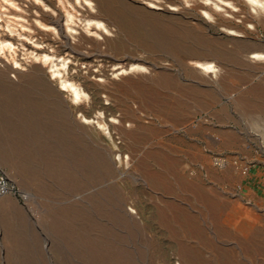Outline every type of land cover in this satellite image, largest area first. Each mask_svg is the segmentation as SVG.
I'll return each mask as SVG.
<instances>
[{
  "label": "rangeland",
  "instance_id": "obj_1",
  "mask_svg": "<svg viewBox=\"0 0 264 264\" xmlns=\"http://www.w3.org/2000/svg\"><path fill=\"white\" fill-rule=\"evenodd\" d=\"M200 4L235 23L264 15L253 0H0V264H236L245 243L264 252V147L244 134L264 128V68L252 70L264 60L238 57L264 44V26H206ZM114 11L117 25L89 16ZM181 29L191 37L179 47ZM195 42L234 49V66L202 71L187 57ZM154 55L160 70L126 59ZM34 70L49 88L78 83L82 108L39 105L36 86L21 90ZM114 117L124 123L109 136L96 119ZM105 139L127 165L94 156Z\"/></svg>",
  "mask_w": 264,
  "mask_h": 264
},
{
  "label": "bare ground",
  "instance_id": "obj_2",
  "mask_svg": "<svg viewBox=\"0 0 264 264\" xmlns=\"http://www.w3.org/2000/svg\"><path fill=\"white\" fill-rule=\"evenodd\" d=\"M236 1L239 2L240 0H236ZM253 1L260 3L261 9H264V2H262V0H253ZM200 5H201V7L205 8L206 11L208 10L210 12L209 14L214 18L213 23L207 22L204 19V23L206 22V26L215 27V28H217L219 26H223L225 29H229L233 32H244L247 28L244 27L245 30L241 31V30H239V27L244 26V24L246 22L251 23L254 26V28H256L259 25L264 26V15H260L258 17H255L253 14L247 12V14L241 18V22L235 23V22H232L231 19H226V18L222 19V17L217 12H215L211 8L207 7L206 5H203V4H200ZM240 12H242V10ZM240 12L231 11V14L235 17V16H238V14ZM89 16L91 18H97L98 17V18L106 19L108 24H113V25H117L116 23L118 21L119 22L121 21L120 20L121 16L119 15L118 12L116 13L115 11L113 13L110 12L109 15H107V16H103V15H100L98 13H89ZM47 19H48L47 22H49V23L50 22L55 23V21H56V19L52 18V17L47 18ZM119 30H120V28H119ZM185 30L186 29H181L179 32L176 33L177 38L175 39V41L179 44L178 45L179 47L182 45V43H184V41L188 40L191 37V33H189L188 31L186 32ZM223 34H226V33H223ZM226 36L230 37V39L233 42L238 41V39H237V37H235V35H229V34L227 35L226 34ZM142 40L147 42V43L155 42L157 45L158 44L163 45V43H161V41L156 40V39H155L156 41H154V40L147 41V39H142ZM60 44H62V46H64L65 48L69 47L68 49L74 48V45L70 44L68 41H65L64 43L62 42ZM242 49H243L242 50L243 55H241V53H240V56H238V57L244 56V58H245L244 60L246 63L251 61V59L249 57H247L248 53H252L251 54L252 56H250V57H252V59L264 60V44H256L253 42L251 46H248V47L245 46ZM186 52H187V57H191L193 59L195 58L196 63L199 64L202 71H204L206 73H209L211 71V72H213L214 75H216L217 78H219L218 73L221 75L220 71L222 69H225L227 65L234 66V64H235V50L234 49H228V48L224 47L223 45L220 46V45H217V44H214L211 42H195L193 44V46L189 48V51H186ZM158 57H159L158 55L157 56L154 55L153 57H150V59L140 58V57H134V58H130V59L126 58V59H127V61H130V60L132 61V63H130V69L131 70L148 69L149 71H155L156 69L160 70L161 68L164 67V66L159 67L161 65L159 64L160 59H158ZM161 60H162V58H161ZM258 62H261V61H258ZM62 64L65 65L66 62L63 61ZM253 66H254V69H252L253 72L256 70L260 71V68H264V65L259 64V63H255V64H253ZM126 70H127V68H124V71H126ZM2 71L5 74V73H7L8 69L2 70ZM32 73H33V76H31V78L29 80L27 79V81L23 82L24 83L23 87L21 88V85H20V88H21V90H24V92H27L29 94H32L31 91L34 90L33 88H38L39 89L38 91L40 92V94H42V95L38 96L40 98L38 101L39 105H46L47 104L46 106L51 107V109H56V111L58 110L62 113H66V114L68 113L67 110L68 111L74 110L77 112V110L82 108V106L80 105L81 104L80 102L87 95V93L85 92L84 88H82L81 86L78 85V83L76 84V82L69 81L68 79H63L60 81V85H61L60 89L55 87V86H52V88H49L48 86H46L44 84V81L48 80V77H47V75L45 76V73L42 72L43 78H39L36 75V73H37L36 70H34ZM29 76H30V74H29ZM122 79H125V78L123 77ZM214 81H218V80L216 79ZM101 85H103V84H101ZM33 86H36V87H33ZM51 89L53 91H55L56 94H58L60 96H62L63 90L67 89V91L70 94V98L74 103V104H71V103L70 104L73 106L67 105V104H65V102L63 104L62 102L57 100L56 96L53 94V91ZM177 93H180V92L177 91ZM224 94H226V93L225 92L222 93V95H224ZM182 96H185V95H182ZM47 99H49V100H47ZM47 102H49V103H47ZM241 106H243L242 108H244V107H247V104L243 103ZM249 106L252 107L254 105L251 104ZM102 107L106 108V109L109 108L107 106H102ZM83 118L85 119L86 116H84ZM114 119L117 120L116 122H118V124H115L114 122H110V123L104 122L103 123V122L99 121L98 119H96V122L98 125H100L102 127V131H105L109 136H112L111 130L117 129L119 126H121V124L124 123L122 117H114ZM255 131H257V129L251 128L249 130L244 131V134L251 136L252 138L256 139L258 141L259 145L261 147H264V128H262V130L259 131L260 134L256 133ZM216 138H217V142H219V137H216ZM213 141L215 142L216 140H213ZM250 142H252V141H250ZM110 143L112 146H115L117 148V151L112 150L111 145L110 144L108 145V142L106 140L105 144H102V145L97 144V146L101 149V153L95 152L94 156H97V154H101L102 156H104L102 158H105V161L109 162L108 164H110L111 166H115L116 162H115V159L113 158V156L115 154H117L118 160L123 165L124 164L127 165L128 164L127 158L128 157L130 158L131 155L124 153L125 151L123 150L122 145L115 144V142L113 140ZM99 145H101L102 147ZM166 153H167V156H171V155H174L176 152L170 150L169 152H166ZM175 155H178V154L176 153ZM252 216L256 217L255 215H252ZM255 224H256V233L259 236L260 248L262 250H264V221H255ZM181 242L183 244L182 247L185 251L187 248H189V249L193 248L194 249V247H191V245L187 244L189 241L185 240V237H182ZM244 248H245L244 253L241 255L242 258H240L236 264H264V252H261L259 249L254 248L253 245H251L250 243H245ZM216 264H220V261H218V259L216 260Z\"/></svg>",
  "mask_w": 264,
  "mask_h": 264
}]
</instances>
